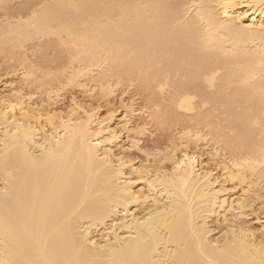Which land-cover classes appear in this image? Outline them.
<instances>
[{
  "label": "bare ground",
  "instance_id": "obj_1",
  "mask_svg": "<svg viewBox=\"0 0 264 264\" xmlns=\"http://www.w3.org/2000/svg\"><path fill=\"white\" fill-rule=\"evenodd\" d=\"M53 2L29 24L3 26L1 48L60 38L72 52L62 85L90 102L73 96L61 110L53 88L39 104L20 89L0 95V264H264V0ZM131 76L147 91L186 78L170 103L188 112L191 91L208 98L215 86V106L234 110V136L219 134L233 155L214 147L205 163L200 147L212 139L192 129L169 168L127 158L124 134L145 131L131 129L133 102L118 116L94 101L97 88Z\"/></svg>",
  "mask_w": 264,
  "mask_h": 264
},
{
  "label": "rangeland",
  "instance_id": "obj_2",
  "mask_svg": "<svg viewBox=\"0 0 264 264\" xmlns=\"http://www.w3.org/2000/svg\"><path fill=\"white\" fill-rule=\"evenodd\" d=\"M53 1L54 0H4L3 3H0V36L2 34L3 26L4 28H8L7 24L8 22H10V20L12 21V25L18 24L19 21L21 24L24 25L29 24L34 19V17L37 16V14L43 11L44 8V10L48 9L46 7L47 5H50V8H52L51 5L54 3ZM75 1L79 2L80 0ZM5 25L7 26L5 27ZM46 34L45 36L37 35L28 38V40H23L22 47H18L17 49L13 50L15 51V54L13 52H7L2 50V46L0 45V95L7 96L12 93V90L20 89L25 92V95L27 94L28 96L34 97V101L39 104L47 100V97H45L46 92L48 89L53 88L58 94L62 96V99L59 101V104H56V107L60 106L59 108H61L62 110L63 106L64 111L69 110V103L73 96H77V98L83 101H85L86 99L85 102H87L89 98L87 96L84 98V94L81 89L73 88L74 90H69L68 88V91L67 88L62 85L63 82L61 78V73H69L71 69L70 56H72V52H70V46H67L69 47L68 50L66 45H60V38L50 34L48 35V33ZM65 38L66 37L63 36V39ZM26 70H30L33 73V75H31L29 79L28 77L24 76ZM220 75L221 74H219V76ZM178 77L179 76H170L167 84H165V79H161L162 83H164L166 88L164 87V90H161V88H156L159 86H155L153 91L145 90L143 87V83L141 82V80L137 79V77H124L119 80L117 78H113L111 79V87L107 88V91L104 94L105 96L102 94L101 88H97V97L95 96L94 104L97 98L99 97L101 100L97 101H99V103L101 102L100 104L103 106V114L108 111L107 108H113L114 110H119V113L117 112L118 116H122L124 115V113L127 112L131 102H133L134 114L132 117L131 129L135 131L139 129V127H143L145 128V131L143 132V135L140 136L134 135L133 131L130 135L124 134L123 140L121 141L119 146L122 150L125 151L127 158L135 159V161H137V163L139 164L151 162V165H157L158 163L155 162H159L158 165L161 164V166L169 168L171 162L168 160V157L170 156V154H172V151L178 144L179 139L182 138V134H184L185 131H191L192 129L194 131L202 130L206 134H209L210 141L212 139L209 144L212 148L210 146L207 148L205 146H202L204 149H206L204 150L202 147H200V150L203 153H201L203 155V161L205 163L211 162L210 157L213 153L212 149L214 147H219L218 149H220L221 152L226 155V157L230 158V156L233 155V150H231V148L229 147H225V145L219 138V134L224 133L226 136L229 137L231 135L234 136L233 132L231 131V126H228L229 124H231L228 120L231 119L233 121L232 118H234V116H232V113H234V110L230 108L232 110L231 113L230 111H228V109L225 110L224 106H215L214 98H216L218 92L215 86L212 88L205 87L207 95H210L208 98L211 97L213 99H211L212 101L209 100L207 96L202 93V95L197 92H195V94L191 91L189 93V96H191L192 98L195 97L193 99L194 110L188 112L178 109L174 102L170 103L172 100V95L176 93L177 90V87H175L176 82L180 81V77L181 81L186 79H182V76H180L179 78ZM58 81H60V83ZM38 82H43L41 86L45 88H41V86H39L40 84H37ZM62 87H64V89ZM228 90L229 89H227V91ZM230 92L231 89L226 92V95L227 93L231 94ZM100 94L101 97L98 96ZM89 102L90 100L87 103ZM234 109L235 113L236 111H244V109L239 110L236 107ZM263 118L264 114L261 119ZM258 132L255 133L257 139L261 135V133ZM127 135L129 136L127 137ZM256 137L254 139H256ZM133 140H140L137 148H132L131 141ZM237 152H239V150ZM260 187L264 189V180H260ZM237 189L238 190L236 191L238 192V195L241 194V188L239 187ZM259 203L260 202L256 203L259 205L256 206L257 208L254 206L255 211L257 210V212L260 207ZM248 212V217L246 219L247 223L255 225L254 218L256 214H251L250 210H248ZM218 220H216V218L214 220L213 218L211 222H209L211 229L214 231V237H219L222 235L221 233L224 225L221 223L220 219Z\"/></svg>",
  "mask_w": 264,
  "mask_h": 264
}]
</instances>
